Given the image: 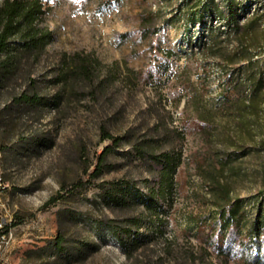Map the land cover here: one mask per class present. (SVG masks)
<instances>
[{
    "label": "rangeland",
    "instance_id": "374dc122",
    "mask_svg": "<svg viewBox=\"0 0 264 264\" xmlns=\"http://www.w3.org/2000/svg\"><path fill=\"white\" fill-rule=\"evenodd\" d=\"M42 1L0 75V264H264V0Z\"/></svg>",
    "mask_w": 264,
    "mask_h": 264
},
{
    "label": "trees",
    "instance_id": "16d2710c",
    "mask_svg": "<svg viewBox=\"0 0 264 264\" xmlns=\"http://www.w3.org/2000/svg\"><path fill=\"white\" fill-rule=\"evenodd\" d=\"M44 11L42 0L0 1V75L5 66V54L10 50L13 42H18L14 47L18 52L17 55H21L24 52H32L34 50L41 51L52 40L53 32L47 27L40 26L38 23ZM73 61L75 67L71 68L74 69V74L92 78L93 62L89 56L75 54ZM69 72V69L65 70L62 75L66 77ZM22 99L26 101H40L42 97L37 94L22 95ZM100 130L101 139L108 141V144L97 155V163L94 170L88 172V178L98 177L104 172L107 155L117 149L124 140V136L113 134L105 126H101ZM175 167V164L168 162L163 168L165 169V173L168 174L173 172ZM79 182L83 183L82 180ZM116 183H119V181H114L113 184ZM62 193L61 190L58 191L56 195L50 198V201L62 199L64 197ZM154 197L155 194L151 195L150 198L153 199ZM110 198L118 201V203L123 201L115 190L110 191ZM234 206L233 203H228V205H225V209L228 207L229 211H234ZM62 240L63 238L60 242Z\"/></svg>",
    "mask_w": 264,
    "mask_h": 264
},
{
    "label": "built area",
    "instance_id": "2783aa9c",
    "mask_svg": "<svg viewBox=\"0 0 264 264\" xmlns=\"http://www.w3.org/2000/svg\"><path fill=\"white\" fill-rule=\"evenodd\" d=\"M7 189L6 182L2 176V169L0 168V254L12 243L14 239V231L9 226L8 221L1 214L5 207L4 194Z\"/></svg>",
    "mask_w": 264,
    "mask_h": 264
}]
</instances>
